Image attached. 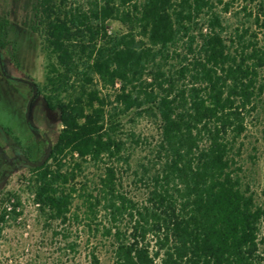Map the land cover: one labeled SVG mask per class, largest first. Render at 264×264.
<instances>
[{"label": "trees", "instance_id": "16d2710c", "mask_svg": "<svg viewBox=\"0 0 264 264\" xmlns=\"http://www.w3.org/2000/svg\"><path fill=\"white\" fill-rule=\"evenodd\" d=\"M235 1L35 0L31 28L54 59L44 96L60 127L44 164L0 157V180L27 168L39 208L64 224L94 221L101 206L112 222L102 234L113 238V264H261L264 206L234 165L264 91V45L249 27L227 38L222 12ZM246 1L243 11L263 29L264 0ZM113 21L120 29L110 33ZM8 25L0 17V47L19 68ZM129 112L159 127L154 158L141 165V201L122 191L119 175V162L131 166L121 123ZM86 163L101 173L79 191ZM6 215L5 207L0 238ZM92 259L100 264L94 251Z\"/></svg>", "mask_w": 264, "mask_h": 264}, {"label": "rangeland", "instance_id": "374dc122", "mask_svg": "<svg viewBox=\"0 0 264 264\" xmlns=\"http://www.w3.org/2000/svg\"><path fill=\"white\" fill-rule=\"evenodd\" d=\"M34 1L0 0V17L9 19L7 37L20 62V70L14 69L13 72L18 76L31 77L46 92L47 74L50 62L54 59L43 49L41 34L31 28L35 20ZM247 3L246 0H237L229 12H222L227 26L225 34L229 39L235 37L237 28L241 30L249 27L258 32L259 40L264 45V28L256 25L242 9ZM253 6L254 3L248 4L249 9ZM119 29V23H108L110 33ZM9 53L8 50L6 54ZM8 62L13 67L12 60L8 58ZM262 78L264 82V69ZM76 89H79L77 83ZM29 93L27 84L9 81L0 71V125L9 128L23 146L34 148L33 155L39 157L41 150L37 148L43 146V141L34 133L27 119L25 105L29 103ZM257 103L256 110L247 118V129L239 139L241 146L235 155L234 166L240 168L236 170L242 178L243 187L248 186L256 203L264 206V91ZM121 123L122 136L126 141L124 155H130L131 164L128 167L123 162L118 163L119 175L122 177L121 189L141 201L146 197V189L139 180V174L142 172L141 165L148 164L154 158L159 137L158 123L154 117L138 116L135 112L123 114ZM39 125L55 142V131L60 127L59 124L56 127L53 125L55 130L45 119ZM135 139L139 140L138 144ZM6 154L12 155L11 150L6 149ZM100 173V166L86 163L76 180L79 191L83 190L81 186L85 182L87 186L93 187ZM30 178L31 172L23 167L12 172L0 184V211L5 207L7 209L6 219L1 223L0 264H95L92 251L99 257L100 264H113V238L102 234L105 226L112 225L105 209L99 207L98 217L94 221L80 218L64 224L53 220L41 211L35 201ZM9 192L12 196L7 200ZM74 208L85 217L87 207L82 205L78 197ZM87 222H91L92 226L89 227ZM74 243L77 244L75 250L72 248ZM260 253L261 264H264V222L260 231Z\"/></svg>", "mask_w": 264, "mask_h": 264}, {"label": "flooded vegetation", "instance_id": "af4514ba", "mask_svg": "<svg viewBox=\"0 0 264 264\" xmlns=\"http://www.w3.org/2000/svg\"><path fill=\"white\" fill-rule=\"evenodd\" d=\"M7 20L9 21V19H7ZM7 51H8V49H6V48L2 49L0 47V71H1L2 75L9 81L15 82L16 84H20V83L27 84V87L30 91L29 98L27 99V101L30 102V100L33 96V93H34L33 85L30 82L34 81V80L29 76H18L13 72L14 69L20 70V67L18 68L15 66L13 60L10 58V53H9V55L6 54ZM8 58L12 60L13 67H11L9 65ZM1 59L3 60V62H1ZM35 83L38 85L37 82H35ZM38 88H39V92H38L37 96L35 97V99L33 100L31 107H30V119H31V121L28 119V117H27V119H28V122H29L30 126L32 127L34 133L39 135L43 141V146L41 148H37L38 150H41L40 151L41 154L39 157H36L34 155L32 158L27 157L25 155V153L22 152V148L25 146L17 143L16 137L13 136V133L11 132V130L9 128L5 127L4 125H0V152H1L0 157L6 159L10 163H13L17 157H19L21 160L26 162L24 159H22V157H21L22 155H25L27 158H29L30 160H32L34 162H39L42 160V158L44 157V155L46 153V150H47L48 145H49V141L51 140L53 142L52 138L49 136V133L39 125V122H42V120L45 119V120H47V122H49L50 127L52 126L51 128L53 130H55L53 125H55V127H56L57 123L59 124L58 119H57L58 114L54 108L50 107L49 103L47 102V100L44 96V92L39 87V85H38ZM28 104L29 103H27V105H25V108L27 110L26 115L28 112ZM4 142H5V145H4ZM53 145H54V142H53ZM25 148H28L32 152H34V148H31V147H25ZM6 149H10L12 152V155H7ZM4 181H6V179ZM4 181L0 180V184H1V182H4Z\"/></svg>", "mask_w": 264, "mask_h": 264}, {"label": "water", "instance_id": "95a60500", "mask_svg": "<svg viewBox=\"0 0 264 264\" xmlns=\"http://www.w3.org/2000/svg\"><path fill=\"white\" fill-rule=\"evenodd\" d=\"M1 62H3L2 59H1ZM30 83L33 85L34 93H33V96H32V98H31V100H30V102H29V104H28L27 117H28V119L31 121V119H30V107H31V104H32L33 100L35 99V97L37 96V94H38V92H39V88H38V85H37L34 81H31ZM52 149H53V142L50 140V141H49L48 148H47V150H46V153H45L44 157L42 158V160L39 161V162H34V161L30 160L29 158H27L25 155H22L21 157H22V159H24V160L27 162V164H29V165H31V166L42 165V164H44V163L47 161V159L49 158V156H50V154H51V152H52Z\"/></svg>", "mask_w": 264, "mask_h": 264}]
</instances>
